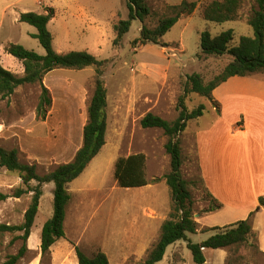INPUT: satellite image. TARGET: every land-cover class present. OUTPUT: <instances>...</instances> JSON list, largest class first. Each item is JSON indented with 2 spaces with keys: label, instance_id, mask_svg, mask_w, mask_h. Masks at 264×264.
<instances>
[{
  "label": "rangeland",
  "instance_id": "374dc122",
  "mask_svg": "<svg viewBox=\"0 0 264 264\" xmlns=\"http://www.w3.org/2000/svg\"><path fill=\"white\" fill-rule=\"evenodd\" d=\"M147 2L151 14L143 22L134 19L130 30L114 44V26L129 18L127 0H0V60L17 76L24 75V66L7 52L10 44H21L39 54L45 53L33 36L37 29L19 20L23 12L45 13L47 8L54 9L49 30L57 52L88 51L100 60L107 59L103 75L108 90L106 144L85 171L69 184L71 200L65 220L66 236L51 248V251H61L65 257L61 264L78 263L75 244L89 256L104 251L110 264H143L160 237L161 226L171 211L172 199L165 179L171 168L170 155L165 149L167 137L162 129L143 128L140 121L148 112L174 120L179 114L178 98L184 91L187 76L199 73L205 82H209L232 60L229 54H201L202 32L208 30L216 36L233 29V44L243 35H254L249 19L258 9V3L245 0L234 21H207L201 17L199 8L191 16H182L163 36L168 47L153 43L135 46L133 40L140 36L142 26L154 29L161 19L174 14L173 4H180L181 0ZM49 73L47 84L45 78L43 83L52 88L48 89L53 102L45 119L37 116L41 95L39 84L20 85L14 94L0 100V146L17 148L21 161L36 164L41 175L73 160L82 146L96 81L94 66L81 70L56 68ZM253 81L263 83L262 92L252 85ZM251 93L264 94V73L234 76L222 83L211 98L198 93L188 95L190 110L200 104H205L206 110L201 117L190 120L181 135L182 173L191 181L196 221L214 227L250 218L253 229L262 232L259 236L264 245V208L252 211L247 204L230 196L234 189L242 190L251 184L248 174L219 175L218 171L211 172L203 159L199 166L193 137L199 131L211 129L218 118H224V109L226 116L232 117L240 106H247L245 95ZM242 124L243 121L238 122V128L242 129ZM195 139L197 142L198 138ZM132 153H144L147 157V186L121 187L114 176L117 159ZM36 184L33 181V185ZM221 186L230 190L228 200ZM18 187H25L19 174L0 169V193L11 195ZM43 189L32 227L33 236L30 241L28 239L29 252L18 264L34 261L37 258L35 251H41L42 227L54 212V183L45 184ZM32 194L0 200V225L22 224ZM234 200L238 202L235 205L228 202ZM207 227L203 230L209 229ZM213 233L198 232L189 236L199 243ZM19 234L21 232L0 231V264H5L10 255L18 252L22 242L15 237ZM256 240V234H253L250 241L256 243ZM204 253L209 264H264V255L249 243L228 248H204ZM41 264H52L51 255L42 256ZM155 264L195 262L187 242L180 240L170 245L164 258Z\"/></svg>",
  "mask_w": 264,
  "mask_h": 264
},
{
  "label": "trees",
  "instance_id": "16d2710c",
  "mask_svg": "<svg viewBox=\"0 0 264 264\" xmlns=\"http://www.w3.org/2000/svg\"><path fill=\"white\" fill-rule=\"evenodd\" d=\"M147 1L127 0L129 18L120 20L114 26L116 32L114 44H118L130 30L134 19L143 22L151 14ZM243 1L245 0H183L180 4L173 5L174 14L161 19L154 29L142 26L140 36L133 40V44L136 46L137 44L153 43L168 47L169 45L163 41V36L182 16H191L200 8L201 17L207 21L215 23L234 21L238 18ZM256 1L258 9L254 10L253 16L249 19V25L254 30L253 36L243 35L236 44H233L235 39L233 29L223 31L216 36H213L208 30L201 34V54L216 56L229 54L232 56V60L222 72L209 82H205L199 73L188 75L184 91L178 98L177 110L179 114L174 120L170 121L160 115L148 112L140 121L143 128L162 129L167 137L165 149L170 155L171 168L165 175V179L170 188L172 199L171 211L161 226L160 237L149 251L143 264H155L161 261L167 248L180 240L187 242L195 264H209L204 248H228L249 243L257 247L264 255L257 240L256 243L250 241L253 237V225L250 218L225 226L210 227L203 230V232L214 231L209 238L199 243L194 242L189 235L198 233L199 224L193 216L191 181L184 178L182 173L181 135L186 130L188 122L201 117L206 110L205 104H200L197 108L190 110L187 105L188 95L198 93L211 98L213 91L218 86L234 76L264 73V0ZM53 14V8H47L45 13H21L19 20L37 29L33 36L39 40L45 53L39 54L16 43L7 47V52L23 64L24 75L17 76L6 69L0 60V100L10 97L20 85L39 84L41 95L37 116L45 119L53 100L50 90L44 85L43 80L49 72L56 68L81 70L94 66L96 68L95 89L88 106V120L83 129V144L70 162L59 164L54 170L41 175L37 171L36 164L21 161L17 148L7 149L0 146V169L5 168L11 172H17L25 185V187L16 188L11 195L0 193V200L8 197L20 198L24 194L33 193L22 224L0 225L1 232H21L15 237V240H20L22 244L16 254L7 258L5 264H18L29 252L28 239L39 211L44 193L43 187L45 184L53 182L54 212L42 227L40 244L42 256L51 255L52 246L66 236L65 220L71 200L69 184L85 171L106 144L108 90L103 75L107 59L100 60L88 51L57 52L53 46V35L49 30V22ZM146 164L147 157L144 153H132L119 157L114 172L118 184L128 188L148 185ZM33 181H36L37 184L33 185ZM260 202L264 205V197H261ZM259 208L260 206L256 210ZM74 250L78 264H110L108 255L102 250L92 256H89L76 244Z\"/></svg>",
  "mask_w": 264,
  "mask_h": 264
},
{
  "label": "crops",
  "instance_id": "0c3cea01",
  "mask_svg": "<svg viewBox=\"0 0 264 264\" xmlns=\"http://www.w3.org/2000/svg\"><path fill=\"white\" fill-rule=\"evenodd\" d=\"M182 1L183 0H181V2ZM47 76L45 77L46 84L48 79ZM252 85L258 87V91H261L260 89L263 87V83L256 81H253ZM46 87L52 90L48 85ZM216 89L214 91H216ZM245 97L248 99L245 102L247 106H240L232 117H227L224 109V118H218L211 129L199 131L197 135L193 137L196 143V161L199 166L200 159H203L206 161L208 169H210L211 172L218 171L219 175L248 174L247 178L251 179V184L242 190L239 188L234 189V191H231L232 194L230 196L238 199L236 201H240L239 203L243 205L247 204L253 211V209L258 208V202H260L261 197H264V94L251 93L246 94ZM240 121H243L241 125L243 126L242 129L238 128V122ZM195 138H198L197 142ZM222 182H224L223 179ZM221 188L222 193L228 200L227 195H229L230 190H227L226 187L223 189L222 186ZM236 201L228 202L235 205L238 203ZM259 206L260 208H264L261 202ZM198 224V232H203V229L207 227L199 222ZM261 233L262 232H258L257 229H253V234H256L257 243L264 252V245L259 236ZM32 236L33 233H31L29 241ZM55 244L53 246H55ZM35 252L37 258L28 264H41L42 253L41 251ZM60 252L61 251H51L52 264L62 263L65 257L63 258Z\"/></svg>",
  "mask_w": 264,
  "mask_h": 264
}]
</instances>
